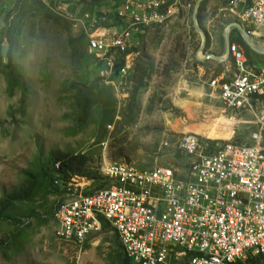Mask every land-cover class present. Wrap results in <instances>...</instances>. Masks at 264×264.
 Listing matches in <instances>:
<instances>
[{
    "label": "rangeland",
    "instance_id": "374dc122",
    "mask_svg": "<svg viewBox=\"0 0 264 264\" xmlns=\"http://www.w3.org/2000/svg\"><path fill=\"white\" fill-rule=\"evenodd\" d=\"M250 1L239 4L240 16ZM183 3L169 21L136 34L125 75L106 76L87 50L79 19L95 12L102 26L115 24L111 3L0 0V264H129L106 224L82 245L59 238L57 207L106 187L103 162L165 166L183 176L188 158L178 142L185 134L213 148L216 141L253 142V116L241 114L243 123L232 133L203 83L233 69L226 38L250 64L264 68V39L229 0ZM235 23L254 31V49ZM210 53L216 61L201 60ZM186 84L188 92L181 89ZM50 152L82 157L81 172H52Z\"/></svg>",
    "mask_w": 264,
    "mask_h": 264
},
{
    "label": "built area",
    "instance_id": "2783aa9c",
    "mask_svg": "<svg viewBox=\"0 0 264 264\" xmlns=\"http://www.w3.org/2000/svg\"><path fill=\"white\" fill-rule=\"evenodd\" d=\"M109 1V13L118 23L102 26L101 17L85 11L79 26L99 72L125 75L136 34L169 21L184 3ZM243 1L229 0V5ZM240 17L264 39V0H251ZM253 32L246 30L251 42ZM225 53L233 69L207 77L205 84L233 132L243 123V114L253 116L258 130L253 142L216 141L213 148L204 146L199 136L185 134L178 142L188 158L183 176L165 166L103 162L100 175L107 186L73 196L55 210L59 238L82 245L106 224L130 264H243L264 258V108H258L264 101V68L251 66L229 39ZM181 89L190 88L186 84Z\"/></svg>",
    "mask_w": 264,
    "mask_h": 264
},
{
    "label": "trees",
    "instance_id": "16d2710c",
    "mask_svg": "<svg viewBox=\"0 0 264 264\" xmlns=\"http://www.w3.org/2000/svg\"><path fill=\"white\" fill-rule=\"evenodd\" d=\"M93 1H96V0H91L89 2H93ZM102 1H106L107 3H111V1H109V0H102ZM114 1L116 3H118L119 0H114ZM112 19H114L115 24L118 23L117 18L113 14H112ZM82 160H83L82 157L63 154L60 152H50L49 157H48V162H49V165L51 166L52 172H55L59 175H69V174L80 173L81 167L84 164V161H82ZM18 199H19V197H15V198H12L11 201L18 200ZM3 209L6 210L5 206ZM125 259H126V257H125ZM254 259H264V258L255 257V258H250L247 261L254 260ZM127 262L129 263L128 260H127Z\"/></svg>",
    "mask_w": 264,
    "mask_h": 264
},
{
    "label": "water",
    "instance_id": "95a60500",
    "mask_svg": "<svg viewBox=\"0 0 264 264\" xmlns=\"http://www.w3.org/2000/svg\"><path fill=\"white\" fill-rule=\"evenodd\" d=\"M198 3H199V1H198ZM197 6H198V4H197ZM196 6V7H197ZM196 12V11H195ZM194 15H195V13H194ZM235 26L238 28V30L240 31V34H241V36L244 38V40L245 41H247V43L249 42L250 43V46L254 49L255 48V44H253L252 42H251V40L249 39V37L247 36V34H246V32L243 30V28L238 24V23H235ZM225 42H226V44H227V42H228V38H226V40H225ZM261 53H264V50H262V52ZM217 57L215 56V54H212V53H210V54H207V55H205V56H203L202 58H201V60H206V59H216ZM217 60V59H216Z\"/></svg>",
    "mask_w": 264,
    "mask_h": 264
},
{
    "label": "crops",
    "instance_id": "0c3cea01",
    "mask_svg": "<svg viewBox=\"0 0 264 264\" xmlns=\"http://www.w3.org/2000/svg\"><path fill=\"white\" fill-rule=\"evenodd\" d=\"M244 1H245V0H244ZM250 3H251V1H250ZM233 9L235 10L234 13H235L236 15L240 16L239 14H240V9H241V8L239 7V4H237L236 6H234ZM231 10H232V9H231ZM240 19H241V18H240ZM240 35H241V34H240ZM237 45H238V44H237ZM238 46H239V45H238ZM239 47H240V46H239ZM214 60H215V59H214ZM215 61H216V60H215ZM249 64H250V62H249ZM250 65H251V66H254V65H252V64H250ZM254 67H255V66H254ZM226 70H228V69H227V68H224V70H221L220 72H223V73H224ZM203 74H204V73L201 74V72H199V76H200V75L203 76ZM210 76H211V75H210ZM207 77H209V76H206V78H207ZM206 78H205V81H206ZM205 81H204L203 84L206 86ZM203 88H204V87H203V85H202V86H200L199 89H202V90H203ZM206 89L209 90V88H208L207 86H206ZM209 91H210V90H209ZM231 131H232V128H231ZM232 133H234V132L232 131Z\"/></svg>",
    "mask_w": 264,
    "mask_h": 264
}]
</instances>
